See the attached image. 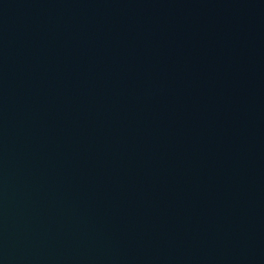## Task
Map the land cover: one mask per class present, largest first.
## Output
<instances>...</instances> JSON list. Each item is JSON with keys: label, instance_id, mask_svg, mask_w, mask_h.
Instances as JSON below:
<instances>
[{"label": "water", "instance_id": "1", "mask_svg": "<svg viewBox=\"0 0 264 264\" xmlns=\"http://www.w3.org/2000/svg\"><path fill=\"white\" fill-rule=\"evenodd\" d=\"M239 0H0V264H174Z\"/></svg>", "mask_w": 264, "mask_h": 264}]
</instances>
